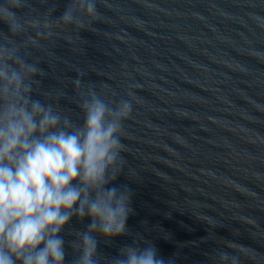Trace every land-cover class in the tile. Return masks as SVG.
<instances>
[{
  "label": "water",
  "instance_id": "1",
  "mask_svg": "<svg viewBox=\"0 0 264 264\" xmlns=\"http://www.w3.org/2000/svg\"><path fill=\"white\" fill-rule=\"evenodd\" d=\"M67 0H56L59 16ZM32 7L43 11L40 0ZM94 30L57 39L42 58L45 88L78 115L72 80L141 100L125 124L131 236L100 244L107 257L143 236L174 264H211L229 242L264 264V0H98ZM6 31L4 25H0ZM134 86V87H133ZM73 220V227L83 230ZM72 237H66V240ZM70 251V249H69ZM70 259V257H69Z\"/></svg>",
  "mask_w": 264,
  "mask_h": 264
},
{
  "label": "clouds",
  "instance_id": "2",
  "mask_svg": "<svg viewBox=\"0 0 264 264\" xmlns=\"http://www.w3.org/2000/svg\"><path fill=\"white\" fill-rule=\"evenodd\" d=\"M98 0H0V264H174L143 236L107 257L100 244L131 236L132 190L117 183L127 167L125 124L140 98L72 80L79 113L62 105L63 88H45L42 58L94 30ZM264 28V20L254 18ZM134 87V86H133ZM88 223L83 230L72 221ZM66 237L72 239L66 240ZM211 264H243L252 251L235 243ZM70 249V251H69ZM70 257V259H69Z\"/></svg>",
  "mask_w": 264,
  "mask_h": 264
}]
</instances>
